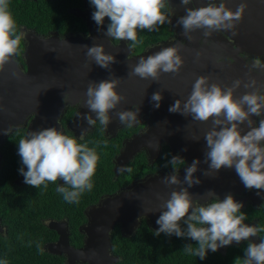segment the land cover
Wrapping results in <instances>:
<instances>
[{"label": "clouds", "instance_id": "clouds-1", "mask_svg": "<svg viewBox=\"0 0 264 264\" xmlns=\"http://www.w3.org/2000/svg\"><path fill=\"white\" fill-rule=\"evenodd\" d=\"M90 3L95 8L92 19L98 26L104 24L106 17L110 19L104 35L111 40L131 42L128 44L129 50L137 43H142L137 40L138 29L157 31V26L171 24V17L177 11L171 6L170 0H90ZM192 3L193 0H180L185 14L176 20V24L182 26V35L189 40L192 39L190 33L196 30H204L203 36L208 38L215 32L233 29L247 7L245 0L236 10L228 7L226 0H219V3L210 0L207 6L188 7ZM23 39L24 33L18 31L9 10V0H0V68L18 54ZM83 47L87 49L88 59L100 67L110 69L116 62L115 56L107 53L103 45ZM181 48L182 45L177 43L141 57L128 75L159 81L162 73H178L184 63L180 55ZM250 69H264V64L254 61ZM120 81L110 75L105 80L89 83L84 93V107L89 112L82 114L89 126H95L97 121L105 128L109 126L113 119L110 111L116 109L123 100L117 91ZM241 87L252 91L237 98L236 92ZM162 99L161 92L152 95L154 108L161 106ZM140 111L139 106L118 111L115 115L121 125L132 127L140 122ZM168 111L190 116L198 122L211 121V129L204 135L207 150L203 163L208 164V169L203 173L205 176H214L223 168H234L246 189L264 191V118L259 119L258 126L257 122L254 126L251 119L253 116H264V93L257 87L254 78H249L248 82L237 79L225 87L209 83L208 77L200 76L195 80L187 99L175 100ZM92 113H95V118ZM244 124L249 128L246 133L241 128ZM83 139L84 132L77 138L66 135L56 127L30 131L18 142V154L23 165L19 172L24 176V182L37 188L42 184L47 187L46 181L63 180L64 184L57 191L63 194L65 201L79 203L82 193L93 187L92 177L99 160L94 147L79 142ZM185 163L184 158L175 155L164 164L165 168L171 165L173 171L164 176L161 183L169 188L173 185L186 187L171 191L169 198L162 200L155 236L163 233L196 241L195 248L192 244H186L183 251L199 259H205L209 250L216 252L233 242L248 241L243 259L236 257L234 264H264V238L259 243L249 240L264 229L244 223L246 214L241 211L244 205L230 193L221 199L215 191L208 190L204 193L207 202L202 204L199 199H195L189 189L201 183L195 176L201 161L195 159L191 165L184 167V178L181 180L178 166ZM119 171L131 172L132 169L121 166ZM0 264H7V261H0Z\"/></svg>", "mask_w": 264, "mask_h": 264}, {"label": "water", "instance_id": "water-1", "mask_svg": "<svg viewBox=\"0 0 264 264\" xmlns=\"http://www.w3.org/2000/svg\"><path fill=\"white\" fill-rule=\"evenodd\" d=\"M226 2L228 7L236 10L242 0ZM245 2V12L231 30L215 32L208 38L203 36L204 30H196L190 33L192 39L189 40L182 35V26L175 23L173 25L178 34L176 39L155 44L133 57H127L126 45H114L104 35L108 18H105L102 26H98L91 13L87 17L90 34L86 38L82 35L65 38L30 36L25 51L27 71H22L13 57L0 68V144L9 132L27 124L32 115L34 117L29 123L28 133L48 127L62 129L59 119L67 105H79L72 123L73 128L78 126L76 124L88 125L82 114L89 112L84 107V93L89 83L114 75L121 79L117 91L123 100L116 109L110 111V116L116 118V112L139 106L140 112L150 113L149 129L127 143L124 159L132 158L142 147L149 148L152 156H155L162 142L172 141L174 149L183 152L189 165L195 159L201 161L199 170L195 173L201 183L189 189L195 199L203 198L208 190L223 194V189L237 187L240 179L234 168H223L214 176L203 174L208 169V164L203 163L207 150L204 135L211 129V121H194L190 116L171 113L168 109L175 100L187 99L195 80L200 76L208 77L209 83H218L225 87L237 79L248 82L249 78H254L257 87L264 93V85H261L263 80L260 81V74L255 71L257 69H250L251 64L244 63L245 60L239 54L248 51L259 56L260 51H264V0ZM177 43L182 45L180 55L184 61L178 73H162L159 81L128 75L141 57H147ZM96 44L105 46L106 52L115 56L116 62L110 69L100 67L86 56L87 49L83 46L91 47ZM224 52L231 54L234 60H229ZM247 91L252 90L241 87L237 90L236 97L241 96L240 92L244 94ZM156 92H161L163 97L158 109L154 108L151 100ZM92 115L95 118V113ZM257 118L259 120L264 116H253L251 119L254 126ZM241 128L246 132L249 130L247 124L241 125ZM1 158L0 154V167ZM171 173L162 172L148 176L134 189L106 198L98 207L90 209L88 223L80 229L87 234L81 248L70 245L69 233L65 228L61 229L55 222L50 223V228L59 230L60 238L58 242L50 244L47 250L54 253L65 252L71 262L82 260L90 264H113L117 259L110 254L109 249L114 225L123 222L124 230L128 231L139 215L159 214L162 211V200L168 199L171 191L186 187L173 185L169 188L162 184V178ZM179 175L183 180L184 172Z\"/></svg>", "mask_w": 264, "mask_h": 264}, {"label": "flooded vegetation", "instance_id": "flooded-vegetation-1", "mask_svg": "<svg viewBox=\"0 0 264 264\" xmlns=\"http://www.w3.org/2000/svg\"><path fill=\"white\" fill-rule=\"evenodd\" d=\"M16 5H11L15 10L21 7V12L19 13L20 18L16 22L18 31H23L24 39L18 49V54L14 55L13 58L16 60L18 66L22 71H27V64L25 58V51L29 45L30 36H38L40 38H49L53 36H58L60 38L65 37H75L77 35H82L83 37H88L90 34V26L87 20L88 13L93 14L95 8L91 5L90 0H14ZM57 3L56 6L48 5L47 3ZM210 0H193V3L188 7H203L207 6ZM215 3H219V0H213ZM172 7L176 8V14L171 17L172 23H165L164 25L157 26V31L148 30H137V40L142 41V43H137L132 47V50L128 49L129 41H115L111 40L114 45L124 44L125 48L128 50L127 57H133L141 54L142 52L148 50L151 46L164 43L167 41L174 40L178 37L177 31L173 24L176 20L185 14L184 6L180 4V0H170ZM19 6V7H18ZM171 11V7L168 9ZM25 16V19L23 18ZM110 19L108 18V24ZM155 40V41H153ZM153 41V42H151ZM261 53L253 54L248 51L240 52V56L245 60L244 63L252 64L254 61H259L264 64V51ZM229 60L234 59L230 56L231 54L224 52ZM235 53V52H234ZM263 56V57H261ZM258 72L260 81L263 80L261 85H264V69L255 70ZM262 77V78H261ZM240 95H243L240 92ZM79 105H67L65 112L59 119L62 129L66 135L79 138V136L84 132V139L80 140V143H87L90 148H95L99 156L97 163V168L94 176L92 177L93 187L90 191L86 190L82 193L80 197V205L77 203H69L68 205H74V208H78L82 211L85 216V220L79 223L78 232L73 231L70 225V215L71 211L68 210V206L64 210L60 211L61 217L59 219H50L47 221V225L50 223H57L60 228H65L69 233L70 245L75 248H81L85 240L87 239V234L80 229L88 223V211L94 207H98L100 202L106 198L113 195L119 194L124 190H132L136 185L144 182L148 176L153 174H158L162 172H172V166L165 168L164 164L167 162L171 156L180 155L185 159L186 163L184 165H179L180 173L184 172V167L189 166L185 155L182 151H178L177 148L174 149L172 141H164L159 145V150L157 155L152 156L150 149L147 147H142L132 158L124 159L123 153L125 151L127 143L132 141L136 136L144 134L150 125V113L140 112L138 124L132 127H126L118 122L117 118H113L109 126L105 128L103 125L96 122V125L91 127L89 125H79L76 128L72 127V123L75 121L76 112ZM132 109H135L133 107ZM34 115H32L27 124L18 127L15 130L9 132V134L4 138V141L0 144V154H1V167L2 169V159L4 152L2 150L3 144L9 138L10 135L15 133L18 129L21 138L26 137L28 133L29 123L32 121ZM258 118L256 119L258 126ZM87 129V131H85ZM246 133L245 130H243ZM20 138V139H21ZM19 139V140H20ZM9 141V140H8ZM16 155L19 157V168L16 176L13 178V184L19 188L20 193L27 192V189H33L24 182V176L20 174L19 169L23 167L21 162V157L18 154V147L15 149ZM121 166L130 167L131 172L124 171L120 172L119 168ZM179 173V174H180ZM40 185L39 188L45 190L46 188H51L55 192L60 193L57 189L64 184L63 180H57L56 182H45ZM237 187L232 189H223V194H218L221 199L225 197L226 194H232L234 198L243 203L244 207L242 212L246 214V220L244 223L249 225H257L264 229V191L261 190H250L246 189L242 182L237 184ZM68 187L67 185H64ZM259 193V194H258ZM61 195H63L61 193ZM200 200V203L207 202V197L196 198ZM66 203V201H65ZM24 209H26L24 207ZM77 209V210H78ZM28 210V209H27ZM76 210V211H77ZM159 214H142L136 219V222L129 226L128 231L124 230L123 222H117L111 231V247L109 252L113 255L117 261L113 264H121L122 256L118 252L119 249H128V245L125 238L129 237L132 239L130 241V253L132 255V264H234L236 257H240L241 260L244 256V249L247 247L248 241H241L239 243L233 242L229 246H224L219 248L218 251L212 252L209 250L207 257L205 259H199V257L189 255L183 251V247L186 244H192L195 248L197 245L196 241L190 238H180L172 235L173 239L167 241L162 237H168L167 234H161L160 236H155V231L158 229L156 220ZM0 226L2 231L0 234H8L7 225L3 224L2 218H0ZM182 227H184L182 223ZM55 232L56 238L47 241L44 244L45 250L50 244L58 242L60 235L59 230L50 228ZM114 234H120L122 236L121 241L113 240ZM264 238V231L258 233L257 236L250 237L249 240L259 243L260 239ZM128 246V247H127ZM139 249V250H136ZM52 255L62 257L64 264H90L87 261L76 260L71 262L69 256L65 252L54 253L48 250ZM121 262V263H120ZM129 263V264H131ZM123 264H127L123 263Z\"/></svg>", "mask_w": 264, "mask_h": 264}, {"label": "trees", "instance_id": "trees-1", "mask_svg": "<svg viewBox=\"0 0 264 264\" xmlns=\"http://www.w3.org/2000/svg\"><path fill=\"white\" fill-rule=\"evenodd\" d=\"M47 4L57 5L56 2ZM11 5L17 6V4L14 0H9V10L17 22L21 7L18 6L19 9L15 10ZM23 18L25 19V16ZM19 130L21 129L10 135L2 146L4 155L3 167L0 170V218L3 224L7 225L8 234H0V261H7V264H64L62 257L52 255L44 248L47 241L56 238L55 232L46 222L50 219H59L60 211L64 210L66 205L71 211L70 215L74 214L70 217V225L78 235L80 233L77 227L85 220V216L80 209L74 208V205H68L67 201L65 203L63 195L51 188L42 190L33 187L27 189V192H19V188L13 184V178L19 168V157L15 153L21 138ZM79 203L77 205L82 202ZM162 238L167 241L177 240L171 236ZM121 239L120 234H114L113 240L121 241ZM125 241L130 247L129 243L132 239L127 237ZM129 247L118 250L122 256L121 264L131 263L132 255Z\"/></svg>", "mask_w": 264, "mask_h": 264}]
</instances>
